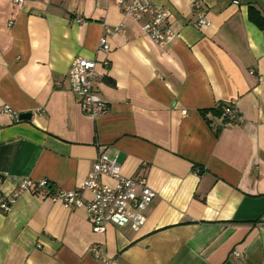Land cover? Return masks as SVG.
I'll return each instance as SVG.
<instances>
[{
	"label": "crops",
	"instance_id": "0c3cea01",
	"mask_svg": "<svg viewBox=\"0 0 264 264\" xmlns=\"http://www.w3.org/2000/svg\"><path fill=\"white\" fill-rule=\"evenodd\" d=\"M236 1L154 0L176 33L158 45L109 0H0V109L31 114H0V200L21 180L49 183L0 210V264H103L94 246L110 264H264V29L249 20L264 0ZM77 57L97 64V118L70 91ZM228 102L240 122L201 114ZM102 151L155 193L137 232H94L84 208L48 196L80 185Z\"/></svg>",
	"mask_w": 264,
	"mask_h": 264
},
{
	"label": "built area",
	"instance_id": "2783aa9c",
	"mask_svg": "<svg viewBox=\"0 0 264 264\" xmlns=\"http://www.w3.org/2000/svg\"><path fill=\"white\" fill-rule=\"evenodd\" d=\"M118 7L123 15L136 21L145 18L142 31L152 42L158 45L169 43L176 37L169 15L155 5L154 0H109ZM18 7L23 0H15ZM237 4V1L234 0ZM193 10L199 9V2L191 3ZM196 26L198 28L208 26L206 16L199 12ZM106 35H115L120 32V27L103 26ZM98 49L107 54L110 46L106 36L99 39ZM95 60L82 57L73 59L68 70L70 91L78 97L79 107L83 114L97 118L108 112L103 98L96 93L94 81L98 78ZM107 67L109 62L103 61ZM0 114H8L14 120L18 115L9 107L0 109ZM222 114L228 120V124L240 122L241 117L234 102H228L222 107ZM107 178L110 182H104ZM49 183L47 180L31 181L21 180L17 191L11 200H0V210L8 212L15 198L23 192L38 193L45 196ZM89 193L85 199L83 193ZM53 201H59L65 208H84L88 222L94 232H104L109 225L116 227L129 226L133 231H139L146 222V210L155 196L154 191L148 185L147 179L138 175L125 177L121 174L120 167L116 164V156L110 157L108 153H99L91 172L86 179L73 190H60L48 195ZM92 253L95 259L103 264H110L108 258H103L94 246ZM236 256L238 253H234Z\"/></svg>",
	"mask_w": 264,
	"mask_h": 264
},
{
	"label": "trees",
	"instance_id": "16d2710c",
	"mask_svg": "<svg viewBox=\"0 0 264 264\" xmlns=\"http://www.w3.org/2000/svg\"><path fill=\"white\" fill-rule=\"evenodd\" d=\"M249 20L254 23L259 29H264V17H262L258 11L253 8L249 9ZM226 103L219 104L214 110H205L202 111L201 114L206 116V114L211 113L216 116H222L224 118L225 123L228 122L225 116L222 114V107H224Z\"/></svg>",
	"mask_w": 264,
	"mask_h": 264
},
{
	"label": "water",
	"instance_id": "95a60500",
	"mask_svg": "<svg viewBox=\"0 0 264 264\" xmlns=\"http://www.w3.org/2000/svg\"><path fill=\"white\" fill-rule=\"evenodd\" d=\"M30 117H31L30 113H20V114H18L17 119H18V121H25V120L30 119Z\"/></svg>",
	"mask_w": 264,
	"mask_h": 264
}]
</instances>
